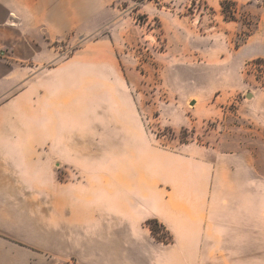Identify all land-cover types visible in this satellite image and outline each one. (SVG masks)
<instances>
[{
  "label": "rangeland",
  "instance_id": "1",
  "mask_svg": "<svg viewBox=\"0 0 264 264\" xmlns=\"http://www.w3.org/2000/svg\"><path fill=\"white\" fill-rule=\"evenodd\" d=\"M221 1L87 0L94 20L56 40L54 60L35 74L41 88L24 112L40 117L24 123L45 136L24 138L27 150L8 152L0 170L8 249L27 253L32 228L46 236L61 227L66 194L96 180L139 192L151 180V193L206 192L249 224L261 218V234H242L229 252L200 248L198 264H264V0H230L233 21ZM197 160L211 183L190 175Z\"/></svg>",
  "mask_w": 264,
  "mask_h": 264
},
{
  "label": "crops",
  "instance_id": "2",
  "mask_svg": "<svg viewBox=\"0 0 264 264\" xmlns=\"http://www.w3.org/2000/svg\"><path fill=\"white\" fill-rule=\"evenodd\" d=\"M86 3L0 0V170L6 167L8 152L27 150L23 148L24 138L45 136L40 129L31 132V125L24 123L38 120V112L26 114L24 110L30 108L41 88L35 80L38 68L54 60L50 46L73 28L94 20L96 13ZM210 173L205 162L197 160L191 166L190 175L203 184L211 183ZM102 182L96 180L92 187L66 194L61 227H54L46 236L38 231L41 229L32 228L37 232L32 250L15 253L2 239L8 232V210L7 180L5 174L0 175V264H55L57 256L76 264H198L200 248L229 252L232 247L243 246L242 234L263 232L261 218L249 224L246 215L232 210L229 199L215 203L211 198L214 194L161 191L160 187L151 193V180H143L145 187L139 192L118 180H111L110 189L104 190ZM21 209L11 211L17 215ZM149 219L157 220L170 232L171 245L154 241L144 225ZM185 250L194 252L187 254Z\"/></svg>",
  "mask_w": 264,
  "mask_h": 264
},
{
  "label": "trees",
  "instance_id": "3",
  "mask_svg": "<svg viewBox=\"0 0 264 264\" xmlns=\"http://www.w3.org/2000/svg\"><path fill=\"white\" fill-rule=\"evenodd\" d=\"M220 7H221V12H222V14L224 16V19L226 21H233L235 19V16H234L235 4L232 1H230V0H222L220 2ZM150 224H151V220L146 222V225L150 226ZM150 231H151V234L153 235L152 237L155 240H157L155 238V230L150 227ZM157 241L162 243V244H164V245H167V244L170 243V241L169 242H164V241H159V240H157Z\"/></svg>",
  "mask_w": 264,
  "mask_h": 264
}]
</instances>
